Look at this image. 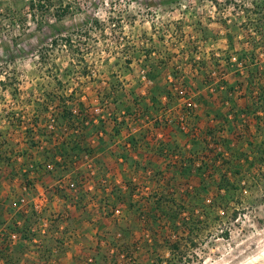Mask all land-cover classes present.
Returning <instances> with one entry per match:
<instances>
[{
	"label": "rangeland",
	"instance_id": "obj_1",
	"mask_svg": "<svg viewBox=\"0 0 264 264\" xmlns=\"http://www.w3.org/2000/svg\"><path fill=\"white\" fill-rule=\"evenodd\" d=\"M68 3L76 13L57 26L60 34L53 35L46 26L37 29L27 17L25 0H0V194L8 185L2 177L16 178L11 177L14 169L26 171L33 165L30 171L39 170L35 166L38 146L46 142L38 133L44 123H53L59 106L87 116L81 130L71 131L72 139L78 135L90 149L92 139L101 145L99 134L102 138L108 135L115 146L125 138L130 148H120L113 155L130 153L136 164L130 168L131 162L127 163L130 173L124 174L128 180L123 192L112 182L122 172L113 158L111 170L103 169L111 178L108 182L98 175L100 169L98 177L88 175L94 166L99 167L98 159L91 156L82 159L88 165L79 162L84 177L76 180L63 171L81 189L88 188L89 181L100 180L99 185L110 190L112 196L106 197L104 211L108 222L84 236L88 228L78 229L77 223L67 221V211L49 206L48 193L47 207L32 226L37 236L32 241L21 238L28 245L23 264L33 260L36 264H163L169 258L167 243L182 237V220L199 219L201 209L215 196L220 176L236 169V178L228 176L237 190L231 193L222 215L209 214L203 232L192 235L196 247L183 253L191 264H264V171L258 172L261 154H256V160L254 152L257 145L264 144V102L252 101L245 91V99L235 94L230 111L228 107L218 113L221 118L213 112L200 118L193 85L210 78L218 85L229 81L264 92V0ZM66 37L71 39V51L63 46ZM235 90L238 93L237 87ZM113 91L118 105L117 100L104 98ZM47 94L53 98H46ZM161 95L171 102L165 99L162 105ZM222 96L218 93L215 99L219 102ZM245 107H249L248 113L243 111ZM165 109L170 115L159 119ZM131 111L152 116L149 121L166 134L138 131L145 122H138L141 117L130 115ZM228 111L230 119L224 120ZM118 130L123 136L117 137ZM261 150L264 152V146ZM84 179L86 185L81 187L79 182ZM33 192L22 190L13 200H29L35 196ZM78 193L72 195L78 197ZM158 196L173 199L178 207L160 208L152 226L140 215L147 217ZM4 199L1 194L2 229L15 217V201ZM167 211L172 217L177 213L175 222L168 223ZM63 222L60 233L55 232ZM31 251L37 253L35 259ZM13 260L18 264L17 258Z\"/></svg>",
	"mask_w": 264,
	"mask_h": 264
},
{
	"label": "trees",
	"instance_id": "obj_2",
	"mask_svg": "<svg viewBox=\"0 0 264 264\" xmlns=\"http://www.w3.org/2000/svg\"><path fill=\"white\" fill-rule=\"evenodd\" d=\"M65 2V3H64ZM25 5L27 8V17L35 23L37 29H42L44 26L51 30V33L60 34V29L57 27L66 17L72 16L76 13V11L70 10V3H68V0H25ZM79 8V7H78ZM79 10V9H78ZM86 24V22H83V24ZM52 35V36H53ZM51 38V37H50ZM71 39L66 37L64 39L63 46L68 47L69 51H71V45H70ZM56 42L54 40H51V44H55ZM248 85V84H247ZM113 88V87H112ZM114 89V88H113ZM164 87L162 88V92L164 93ZM231 89V88H230ZM229 89V90H230ZM250 94L251 100L264 102V92L258 90L256 87H252L249 85V88L247 90ZM156 93L154 92V95ZM46 98L50 99L53 98L50 94L45 95ZM111 98L114 100L117 96L113 92H108L104 96L105 99ZM60 100V97H58ZM118 102H117V101ZM115 102H117V105L119 104V99H115ZM48 102V101H47ZM53 102V101H51ZM63 103V102H62ZM249 107H245L243 111L246 113L249 112ZM135 112V111H134ZM81 113V112H80ZM79 113V115H80ZM125 114V112H124ZM129 114V113H126ZM167 111L161 113L159 115L160 118H166ZM256 114V113H255ZM132 116L137 117H143L145 115L144 112L142 113H132ZM221 115V114H220ZM218 116L221 118V116ZM255 118H259L260 115H255ZM156 118V117H155ZM87 119V116L84 115L83 117H80L76 114H74L71 110H68L65 106H59L58 113L55 117H53V130H49L47 125L42 126V130L39 131V136L43 141H45L48 145V148H44L40 153H38V162L35 163L39 169V172H42L43 175H47V173H44V171H47L48 164H53L54 166V172L59 174L61 171H67L69 172L73 178L76 180L80 179L81 177H84L82 175L81 170L79 169V162L82 159V156L84 155H91L90 149L85 146V140H80L81 137L77 135V138H74V135L71 131L78 132L83 128V123ZM36 120V118H35ZM226 120V119H224ZM259 122V121H257ZM156 126V124H154ZM32 130H30L31 132ZM60 134V137H56L57 133ZM32 133V132H31ZM82 137L84 136L83 133ZM69 135V137H67ZM131 140V139H130ZM54 141V143H53ZM133 146H135L134 141H129ZM262 146L264 144L260 143L257 145V151L255 152V158L257 160V155L261 154L259 156V168L258 172L262 173L264 171V152L261 150ZM34 148V147H33ZM160 152H164L163 149L160 150ZM259 153V154H258ZM257 154V155H256ZM59 159V161H57ZM25 168H27L26 165H24ZM17 171V172H16ZM11 172L12 176H20L22 180V185L27 189V191L33 190V184L32 180L28 178V174L30 169H26V171L22 170L21 168ZM27 172V173H22ZM16 172V173H15ZM48 172V171H47ZM80 174V175H79ZM229 175H233L235 178L239 174V170H234L232 173L227 172L223 173L220 176L219 182L216 185V193L212 200H209V204L204 206L201 209L199 219H191L187 218L185 220H182L181 223V234L182 237H178L176 240H171L167 243L168 250H169V258L163 262V264H191V259H189L187 256V253L183 251L186 249L194 248L196 247V244L192 241V235L197 233H202L203 229L206 228L204 223L208 222L209 214H218L219 216L222 215L224 206H226L229 203V199L232 198V192L237 190V187H235L234 182H230ZM126 185V183H125ZM128 186V185H127ZM81 191V188H79L78 192ZM155 201L152 205L151 211L149 214H147V217H144L143 215H140V219L146 223L153 226L154 223L159 218V209L165 208L170 206H176L178 207L177 203L173 199L164 200V198L161 197H154ZM164 203V204H163ZM226 204V205H225ZM110 208H114L113 204H109ZM117 210V209H113ZM158 211V212H157ZM165 215L167 217L168 223L169 221L171 223L175 222L177 220V213H168ZM15 217L10 220V224L5 225L3 228V235L4 238L1 241H6L8 234L11 232H14L19 235V239H26L28 241H32V237L37 236L36 233H33L32 226L35 224L36 220L41 214H36L34 212H31L26 217L22 214H14ZM160 217H162L160 215ZM20 222V223H19ZM173 224L170 226L172 227ZM204 225V227H203ZM225 238H227V233L225 232L223 235ZM22 238V239H21ZM192 244V245H191ZM17 246V245H16ZM18 247V246H17ZM40 252V251H39ZM14 253L16 252V248L13 251V253H10L9 251H1L0 252V259L3 260L4 264H14ZM18 263V262H17Z\"/></svg>",
	"mask_w": 264,
	"mask_h": 264
},
{
	"label": "crops",
	"instance_id": "obj_3",
	"mask_svg": "<svg viewBox=\"0 0 264 264\" xmlns=\"http://www.w3.org/2000/svg\"><path fill=\"white\" fill-rule=\"evenodd\" d=\"M222 53L224 54V52H222ZM195 58L196 59L198 58L197 54L195 55ZM241 65L243 66L242 69H244L243 63H241ZM189 66L190 65L188 64L187 68H189ZM245 68H246V66H245ZM210 75L214 76L215 71H211ZM195 80H197V79H195ZM199 81L197 80L193 85L195 87L194 92L196 93L195 94L197 97L196 102L198 105V107H197L198 109H197L196 114L200 118L208 116L212 112H213V116H216V118H218V116L220 115L218 113L222 112V110H225L230 106V104L232 103V99L235 98V94H238L237 97H240L241 99H245L246 98L245 97V91L249 87V85H247V84L236 86V85H233L232 83H230L229 81L223 82V84L220 83L218 85V83H216L214 80L211 81L210 78H209V80L203 79L200 82ZM191 83L192 82H189V84H191ZM215 85H218V86H216V87H214V89L208 91L209 88H211ZM236 87L239 90L238 93L235 90ZM230 88H233V90H229ZM218 93L223 94V96L221 97L219 102L215 99V98H217L216 96L218 95ZM160 99H161L162 105H164L163 100H165L167 98L162 96ZM167 100H169L171 102V99L168 98ZM144 101L148 102V99H145ZM216 102L219 103V106L216 104ZM214 107H215V109H214ZM209 108L212 111H209ZM230 108L231 107H229V111H230ZM166 111H167L166 116L170 115L169 109H166ZM229 111L226 114H224V117H225V115H226V117H228V118L225 117V119H230V116H227L228 113L230 114ZM159 115H160V113L158 114V116ZM149 117L151 118L152 116H148L145 114L143 117H141V119L138 122H145V125H143L141 128H139L138 131L142 129L141 131L143 134H146L147 132H149L148 134H154L156 136H159V134L165 135L166 134L165 132L163 133V132H161V130L155 128V127H157V125L156 126L153 125L152 122L149 121ZM124 119H126V118H124ZM156 121H157V119H154V122H156ZM122 134L123 133L120 130H118L116 133L117 137L123 136ZM98 136H99V139L97 141L101 145H96L95 140L92 139L91 140V146H90V152L92 155L82 156V159L84 158V160H88V158H90V156H91L92 160L98 159V161H99V163H98L99 167L94 166L95 169L91 172V174H88V175H91V176L96 178L98 169H100L101 172L99 171L98 175H100L101 178L104 177V180L106 179V181L108 182L111 178H109V175L107 173H105L106 171H104L103 169L111 170L110 169L111 168V161H113L112 160V158H113L116 161V166L120 167L122 169V172H121V176L116 175V179L112 180V182L114 185H120L119 186L120 192H123L125 183L128 180V177H126L124 174L130 173V171H128L127 169L132 168V165L136 164V162H134L132 160L134 158L136 159V157H135V155H132L130 153H128V155H124V156H122V155L119 156V154H117V155H113V154L116 151L119 153L120 148L125 150V148H127V149L130 148L131 145L129 143L123 141V139L125 140V138L117 140V143L115 146L112 144L111 141L108 140V138H107L108 135H103V138L101 137L100 134ZM46 144L47 143L41 144V145H45V146H41V147L38 146V152H41L44 148H48V145H46ZM32 150L34 151V148H32L31 151ZM33 151H32V153H33ZM34 154H33V156L35 157L36 154L35 155ZM38 159L39 158H37V160ZM82 159L80 160V163L84 164L83 166L88 165L89 162H87V161L82 162ZM128 162L129 163L131 162L130 168H127ZM82 164L79 165V169L82 170V173L84 174L85 172H83L84 168H83ZM32 166L33 165H29V168L30 169L33 168ZM44 173H47V175L44 176L42 172H39V170L38 171H33V170L29 171L28 175H30L32 177V178L31 177H29V178H31V180H32L33 191H34L33 193L35 195L37 193H44L46 196L49 193L51 195L50 196L51 204H49V206L50 205L56 206V208H57L56 210L58 212L61 209H63L64 211H67V215L69 218L67 221H69L73 225H74V223H77V226L79 225L78 229L82 230V228H83L82 231H84V230H87L86 228H88L87 233L84 234V236H88L89 233H91V232L93 233L94 231L98 230V227L101 228L102 225L104 226L105 224H107L108 219L105 216L106 213H104V211L107 207V206L105 207L106 200H107L106 197L112 196V194L109 195L110 190H107L106 188L104 189L101 187V185H99L100 180H98L94 183L92 181H89L88 182L89 187L86 188L84 186L83 189H81L83 191L78 193L79 194L78 197H76L70 193L65 192L66 197L62 198L61 195L63 192H59V190L55 191L52 189L54 179L56 178V176L58 174L56 172H47V171L46 172L44 171ZM8 175H7V177H8ZM7 177L6 176L2 177V179L5 181L4 184L8 183V185L3 186L4 190L1 194L4 196V198H5L4 200L8 201V200H13L14 198H16V196H17L16 194H18L20 196V193L23 190V185H22L23 182H22V180H20L21 177L18 178V176H16V178H13V179H8ZM13 201H15V200H13ZM73 203H75V204L77 203L78 206H75ZM17 213L22 214L25 217L28 215V213H23L22 211L21 212H15V214H17ZM72 222H74V223H72ZM97 222H98V225L96 226L95 223H97ZM62 225L63 226H61V224H60L57 227V230L55 232L60 233V231H61L60 229H63V227H64V222L62 223ZM67 225H68V223H67ZM93 226H94V230H92ZM65 230H67V228ZM90 230H91V232H90ZM3 231H4V229H2L0 226V241L4 238ZM26 246H28V245L24 240H19L15 243V245L10 250V253H13V251L16 248L17 253H14V258H17L18 264H23V260L26 257H28V253H26L27 249H24V248H26ZM18 249L22 250V251L20 250L21 254L18 253ZM36 250H37V248H36ZM30 254L32 255L31 258L34 255L38 256L36 252H32V251L30 252ZM36 258H38V257H36ZM33 259H35V258L33 257ZM35 261L36 260H33L34 263H35ZM31 262L32 261L28 262V264H34L33 262L32 263ZM0 264H4L3 260H1V259H0Z\"/></svg>",
	"mask_w": 264,
	"mask_h": 264
},
{
	"label": "built area",
	"instance_id": "obj_4",
	"mask_svg": "<svg viewBox=\"0 0 264 264\" xmlns=\"http://www.w3.org/2000/svg\"><path fill=\"white\" fill-rule=\"evenodd\" d=\"M49 130H53L52 120L47 125ZM59 161V159H57ZM48 172H54V166L48 165L47 167ZM67 172V171H66ZM69 173V172H68ZM85 179L84 182L80 181L79 185L82 187L83 183L86 185ZM77 182L73 181L70 175L62 173L58 174L54 179L52 189L59 190V192H67V193H74L78 192L79 187H77ZM23 190H27L23 187ZM48 199L44 193H37L34 197L29 198H19L13 203L14 212H23L29 213L30 210L36 214H40L43 209L47 207ZM30 209V210H29ZM115 214H118V210H114ZM46 223H44L45 225ZM43 233V231H42ZM19 240V235L11 232L8 234L6 241H0V252H5L6 250L9 251L15 245V243ZM35 242V241H34Z\"/></svg>",
	"mask_w": 264,
	"mask_h": 264
}]
</instances>
